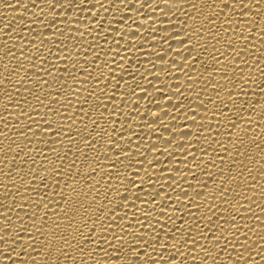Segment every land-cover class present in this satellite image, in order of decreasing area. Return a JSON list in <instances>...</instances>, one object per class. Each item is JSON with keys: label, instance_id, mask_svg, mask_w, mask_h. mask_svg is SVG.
I'll return each instance as SVG.
<instances>
[{"label": "snow or ice", "instance_id": "1", "mask_svg": "<svg viewBox=\"0 0 264 264\" xmlns=\"http://www.w3.org/2000/svg\"><path fill=\"white\" fill-rule=\"evenodd\" d=\"M17 2L19 3L20 0H17ZM87 2L91 4V0H87ZM137 2L140 4L138 11L145 7L153 8L154 4V11L160 8V5L155 3V0H137ZM42 3L52 13H56L57 9H63L64 12H72L75 8H82L84 0H42ZM173 3H176L177 6L179 4L189 5L190 8L196 9V11L186 13V15H190L193 20L203 17L204 21H206V23H201L199 27L188 25L186 20L181 22L186 25L183 32L185 38L180 40V45L187 52L184 56L185 61H194L197 64L202 63L201 57L208 51L209 46L214 53L223 55L224 53L216 48L215 44H208L207 41L209 39L216 40L217 43H220L218 38L223 39L224 44L229 49V54L235 52L236 56L239 57L241 56V51L235 46L236 37L247 40L248 37L244 33L252 32L253 30L258 31L261 37H264V6H262V0H173ZM201 4L206 5L210 9L207 14H205ZM5 6L13 7L12 4L8 3ZM36 6L33 3V8ZM92 7L95 8L96 5L92 4ZM100 7L103 8L104 5L101 4ZM132 7H135V4ZM25 8H27V5H25ZM41 11H45V9H41ZM168 11L172 12V7H168ZM33 14L35 15V13ZM256 17H260V20H257ZM56 23L57 21L54 18L51 24L55 26ZM213 25L215 27H211ZM91 30L100 34L103 30V22L100 23L99 29L94 28ZM180 34V32H177V35ZM60 35H63V31L60 32ZM133 35H137V33H133ZM201 40H205V43L201 44ZM113 41L119 44L115 37H113ZM104 42L107 44V37H105ZM30 43L36 49L35 59L47 64L49 62L48 57L41 53L40 46L35 43V39L30 41ZM41 44H43V40H41ZM261 44L264 45V39L261 40ZM130 46L136 47L134 44ZM15 47L13 45L8 49L6 57L19 60L20 57L13 50ZM56 48L60 52L67 50L68 45L64 44L63 48H61L58 43ZM198 49H202V51L194 56L193 53H197ZM48 52L55 55L57 60L62 59L60 55L53 53L51 48L48 49ZM117 55H119L118 52ZM177 55H180V53L178 52ZM20 56H24V53L21 52ZM32 58L29 57V59ZM159 58L161 60L165 59L164 56ZM261 58L264 59V57ZM212 59L216 62V65L224 63V67L220 69L213 65L212 71L219 70L223 72L222 79L230 80L233 87H238L236 84L237 80H240L242 85L239 86L238 92L228 89L227 85H225L231 107L220 99L219 92L216 93L215 99L209 97V102L212 104H215L217 100L220 101L222 107L219 109V114L225 117V121L230 124V129H226L230 147L218 139L220 135L219 124L221 122L217 121L215 129H213L211 124L205 127L202 121L207 119V117L204 116L201 117V122L197 124V132L181 131L180 135L183 138L195 136L196 140L199 141L202 134L200 130H214L216 137H213V143L218 145V147L212 148V145L209 144L207 148H201L200 150L207 155L208 148H212V151L217 154V159L221 161L229 159L231 161L228 166L229 173H231L233 166L237 164L240 165V169L235 177L231 175L225 177L223 175L224 168L220 169L219 183L225 186L219 188L218 196L216 191L211 193L206 191L195 192V197H200L201 199L210 197L213 201L219 198L221 201L219 206L212 203L205 204L207 212L199 216H195L192 209L194 207L199 209L201 205L190 191L183 187L184 184H188V188H193V185L189 183L187 177L181 173L178 167L176 172L180 173L182 179V183L178 185L180 191L176 192V188L172 184L168 185L176 193L175 195L165 192L163 185L156 189L155 184L159 183V181H154L152 175L147 176V185H145L144 178H140L139 181L136 178L139 176V170L129 171L135 168L136 163L140 162L137 158L144 156V152L140 150L139 141L141 136L139 133L129 128L131 136L127 138L124 136L122 129L127 123H130V119L122 122L120 119L113 118L123 115V106L127 105L128 101L123 100L121 102L122 107L119 109L113 105L111 112L108 110V104L103 102L104 98H107L110 102L115 101L116 91L121 90L120 82L124 81V75H121L119 79L116 78L115 72L117 69L122 73L126 70L123 66L118 65L115 59L104 62V68L108 70V78H105L104 71L100 68L101 57L98 52L94 55L93 65L95 66L94 71H98L99 75H95L93 71H89L82 66L78 69L79 74L68 73L78 85L87 84L89 79L93 82L92 88L84 89L88 92V96L83 98V103L78 109L79 113L87 116L93 127L89 129L88 124L82 119L81 123L84 128L76 127L74 133L72 132L73 125H65L63 121H75V113L72 116L67 114V107L72 105V101L67 98V93L71 91L72 95L77 96V101L79 102V86L75 89H70L68 81L63 78V74L56 77L59 87H55L50 80L41 77L36 87L42 88L43 85L47 84L54 91H50L46 96L41 97L39 93H35L34 89L29 90L30 94H35L37 106L32 108V113L41 118L40 121H37L35 116L29 114L24 108V105L28 104V97H23V103H21L11 95V89H15L16 95H20V91L12 82L11 77L19 76L23 65L18 64L12 69H8L7 65H5L3 71L8 72V75L5 76L3 72H0V86H3L7 98L13 106L21 109L17 114V123H19V116L24 115L36 125L35 129L32 123L25 125V130L20 131V135L28 136L29 133H32L43 138L48 132H52L53 138L63 136L70 143L79 138L80 144H83L84 147L96 154L93 156L77 145L75 148L69 147L63 155L57 154L54 160L45 155V163L42 165L41 170L46 175L43 176H38L32 168H29L28 177L16 176L15 173L20 171L19 166L13 164L8 167V171L4 172L7 183L0 185V187L6 189L4 193L5 199L15 201V195H18L21 197V201H27L33 198L25 196L24 193L35 192L36 198L33 202L36 210L26 213L29 221H31L30 224L26 227L23 224L19 225L23 232L29 234L28 241L22 242L23 236L19 232L13 233L12 231L14 226L9 213L16 207L23 210L25 206L32 207V204L25 205L24 203L17 204L14 202L12 205H8L0 202V207L4 209L3 212H0V220L7 225L3 227V235H0V245L4 246V249L0 250V256L6 261H10L11 264H37V259L32 256V252H35L37 256L47 257L52 255L53 251L59 253L56 264H60V256L65 259L71 257L73 264H87L85 258L92 259L95 264H101V261L95 259L94 253L98 252H103L108 258L103 264H195L196 261H199V264H217L221 257L225 256L227 260L224 264H241V262L243 264H255L254 256H260L261 259H264V246L257 245L255 241L250 240L249 232H254L255 228L247 224L238 225L236 223L237 216L241 220L246 219V216L240 211L241 208H243L245 214L251 212V205L245 206L241 204L240 198L250 201L251 197L243 196L242 193L237 192L235 203L230 198L235 191L231 187V182L235 180L239 187H243L244 183H246V181H243V177L245 175L252 176V170L245 164L243 159H239L240 157H245L249 161L255 159V157L248 155L249 144L255 145L260 149L261 153H264V145L256 137L249 135L250 132L255 131L252 127L253 124H256L264 132V110L258 113L260 121L257 122L254 119V116L257 115L255 105L239 99L240 95L247 96L249 94L244 91V87L251 80L253 68L249 65L247 59L243 60L244 67H240L239 62L235 58L233 59L230 66L235 73L239 74L233 77H229L224 70V68L229 66L227 62H222L217 55H213ZM63 60L65 65H67L69 60H72L71 50L65 52ZM77 63H73L72 67H77ZM114 64H117L116 68L112 67ZM175 64L176 62L173 61L174 66ZM34 66L39 67L38 64ZM179 67L183 71L185 65L181 64ZM257 70L260 71L261 76H264V69ZM57 71L61 73L68 72V67L57 68ZM205 71H208V69L205 68ZM127 74L132 79L136 78L132 72ZM47 76L52 77L53 72L47 71ZM156 79L159 80L160 77L156 76ZM113 80H116L115 90L109 95V86ZM5 82L11 85V89L5 86ZM127 83L128 81H125V84ZM101 84L104 85L103 88L100 87ZM136 88H142V85L136 84L131 89L132 96L136 94ZM156 91L163 94L162 89L157 88ZM260 91L264 93V80L260 81ZM123 95L128 96L129 92L125 91ZM93 96H96L97 102L85 113L84 105L90 104ZM181 96H184L183 92L178 94V98ZM197 96H199V93H197ZM62 97L65 101L64 103H62ZM144 98L141 97V99ZM165 98L167 99V97ZM262 103H264V96H260L256 101V104ZM53 105H59V107H53ZM171 106L179 109L182 105L172 104ZM198 107H203L205 112H207V106L204 105L203 99H200ZM224 108H227L228 112H233L234 110L235 119L227 115L223 110ZM41 109L45 111H41ZM61 109L65 110L61 111ZM136 110H139V104L136 105ZM5 111L8 112L7 105H5ZM192 112L193 123L195 124L197 123L195 117L199 113L195 109H192ZM49 113L53 115V119H49ZM93 113H98V118L94 117ZM106 113L109 119L102 123L101 121H104ZM150 115L153 117L152 123L159 124L162 128L157 139L164 140L163 133H171L172 131L171 128L163 123L164 118L168 117L170 113L164 111L163 117L155 113H150ZM57 116L61 119L56 120L55 117ZM143 119L146 122L148 116L143 117ZM117 124H120L121 130L119 131L116 127ZM187 127L188 125L185 124V128ZM4 128H9L7 122H5ZM82 131L83 135H81ZM6 134V132H0V135ZM132 136L136 139L133 140ZM232 137H235V140H232ZM121 141H124V143L122 144ZM174 141V136L165 140L166 147L161 152V155L167 152L168 148L174 144ZM28 142L31 141L29 140ZM60 142L63 143V141ZM101 142H103V153L96 151L97 145H101ZM133 144L136 147L135 152L133 151ZM151 147L160 151V145L158 144H153ZM179 147L184 148V144L180 143ZM189 147H191L190 144ZM11 150V145H9V151ZM221 150L224 153L223 155H221ZM50 151L55 152L56 149H50ZM21 152H23V149H21ZM169 155L172 154L169 153ZM188 155H192L193 161H195L196 156L194 153L186 151L185 159H187ZM19 156L20 153H16L12 160L14 161ZM81 157L83 158L81 159ZM8 159V155L5 154V162ZM260 161L259 174L264 176V155L260 156ZM29 162L33 166L36 164L35 160L25 161V163ZM125 163H127V168H122L121 165ZM158 163L159 161L157 160ZM209 163L212 167L216 166L214 161H209ZM199 166L197 164V167ZM144 171L147 173L148 170L144 169ZM164 171H171V169H165ZM189 171L192 173L193 178L196 179V173L192 172L191 169ZM203 171L209 178L213 175L207 169ZM48 173H51L50 177L47 175ZM255 178L253 177V179ZM37 179L40 180L42 188L49 191L37 190V187L34 186ZM49 179L52 181L51 184L48 183ZM171 179L175 181L176 177L173 176ZM17 180L21 181V186H17ZM216 182L215 180L213 181V183ZM197 183L199 184L201 181L197 179ZM202 187L208 188V181H203ZM11 188H16L15 195L12 194ZM261 188V195H264V185H261ZM56 196L59 197V200L56 201V207L49 209V203ZM169 201L172 203L170 204ZM224 205L228 206L224 207ZM233 208L236 209L235 212H233ZM185 212H187L186 215ZM176 213H180V215H176ZM51 216H56L59 219L51 221ZM190 216H195V218L189 220ZM213 216L216 217L215 221L212 220ZM17 219L20 220L21 218L17 216ZM37 220L40 222L39 226L37 225ZM33 229H35V234H33ZM61 229H71V233L58 231ZM116 229H119V231ZM241 236L243 237L242 240L240 239ZM49 237L52 239L50 240ZM202 240L207 241V243H202ZM259 240L264 242V234L259 236ZM56 241L62 243H56ZM93 245L96 247L93 248ZM69 250L80 254L78 262ZM233 253H235L234 256ZM43 264H49V262L45 260Z\"/></svg>", "mask_w": 264, "mask_h": 264}, {"label": "bare ground", "instance_id": "2", "mask_svg": "<svg viewBox=\"0 0 264 264\" xmlns=\"http://www.w3.org/2000/svg\"><path fill=\"white\" fill-rule=\"evenodd\" d=\"M6 3L12 4L13 7H6ZM33 3L37 6L33 8ZM155 3L160 5V8L153 10V8H143L141 11L140 4L137 0H91V4L84 0L82 8H75L72 12H64L63 9H57L56 13H52L47 10L45 4L42 3V0H20L18 3L17 0H0V72H3V75L7 76L8 72L3 71L4 66L7 65L8 69H12L18 64H22L23 67L20 69L19 76H12V82L16 85V88L19 89L20 95H16V90L11 89V85H8L5 82V86L11 89V95L15 100L23 103V97H28V104L24 105V108L28 111L29 114L35 116L32 113V108L36 107L35 94H30L29 90H35V93H39L41 97H44L50 91L54 89L49 88L47 84L43 85L42 88L36 87L37 82L41 77L50 80L55 87H59V83L56 81V77L63 74L64 80L68 81V87L70 89H75L79 86V102L77 101V96L72 95L71 91L67 93V98L72 101V105L67 107V114L72 116L76 114L75 121L73 120H64L63 124L73 125L72 132H75V128L79 127L84 128V125L81 123L83 119L87 124L88 128L93 127L90 120L87 119L83 113H79L78 109L83 103V98L88 96V92L85 91V88H92L93 82L89 79L87 84H80L76 81H73L72 77L69 76V72L73 74H79L78 69L82 66L87 68L89 71H93L95 75H99L98 71H94L93 59L94 55L98 52L101 61L100 68L103 69L105 78H108V70L104 68V62H107L111 59H115L118 65L123 66L126 70L125 72L117 71L115 72L116 78L119 79L121 75H124V81L120 82V91H116V100L109 101L107 98H104V103L108 104L109 112L112 111L113 105L119 109L122 107V101L127 100L128 104L124 105V113L120 117H113L120 119L122 122L128 121L125 127L122 129L124 136L127 138L131 136V132L135 131L140 134L141 140L140 150L144 152V156L138 157L139 163H136L135 168L130 169V172L139 170V176L136 177L139 181L140 178H144L145 185H147V176L152 175L154 181H159L155 184V188L159 189L163 185V189L167 193H176L168 187L169 184H172L176 188V192L180 191L179 184L182 183L180 173L176 172L178 167L187 177L189 183L193 185V188H188V184H184L183 187L188 189L193 197H195L196 191H206V192H217L222 185L219 183V177L221 175L220 169L224 168L223 175L225 177L231 175L235 177L240 169V165L237 164L233 166L231 173L228 172V166L231 163L229 159L221 161L217 159L216 152L212 151V148L218 147V145L213 143V137H216V132L213 131H203L200 130L201 138L199 141L196 140L195 136L191 138H183L180 133L181 131H193L197 132V124L201 122V117H207L202 122L205 127L209 124L213 126V129L217 127V121H220L219 131L220 135L218 139L224 144L229 145V137L227 135L226 129H230V124L225 121V117L219 114V109L222 107L220 101L217 100L215 104L209 102V97L215 99L216 93H220V99L231 107V103L228 100V91L225 90V85L227 88L232 91H239V86L241 81L237 80L236 84L238 87H233V84L228 79H222L223 72L217 70L212 71V66L216 65V62L212 59L213 55H217L222 62H227L228 67L224 70L228 73L229 77L239 75L233 71V68L230 66L231 62L235 58L239 62L240 67H244L243 60L247 59L250 66L253 68L251 73V80L248 81L247 85L244 87V91L248 92L247 96L240 95L239 99L248 101L255 105L257 115L254 116V119L259 122L260 117L258 113L261 110H264V103L256 104L257 99L260 96H264V93L260 91V81L264 80V76L260 75V71L257 69H264V45L261 44V40L264 37H261L260 33L256 30L252 32H245L244 35L248 37L247 40L239 39L236 37V47L241 51V56L237 57L235 52L229 54V49L226 44H224L223 39H220V43H217L216 40L209 39L207 42L209 45L215 44L216 48L220 49L224 54L214 53L213 49L209 46L208 51L201 57L202 63H195L194 61H185L184 56L187 54L186 50L180 45V40L184 39L183 32L186 28V25L181 23L182 21H187L188 25L199 27L201 23H206L203 17L193 20L190 15L186 13L195 12L196 9L190 8L187 4L173 3V0H155ZM92 4H95L96 7L93 8ZM103 4L104 7H100ZM135 4V7L132 5ZM27 5V8H25ZM262 6H264V0H262ZM168 7H172V12L168 11ZM205 14H207L210 9L201 4ZM45 9V11H41ZM35 13V15L33 14ZM61 13H63L61 15ZM56 19L57 23L55 26H52L51 21ZM257 20H260V17H256ZM43 21V22H42ZM103 22V30L100 34L91 29H99L100 23ZM211 27H215L214 25ZM227 27V26H225ZM79 29V31H77ZM63 31V35H60V32ZM177 32H180V35H177ZM137 33V35H133ZM223 35V34H222ZM107 37V44H105L104 39ZM113 37L119 44H116L113 41ZM35 39V43L40 46V51L44 56L48 57L49 62L44 64L35 59L34 54L36 49L30 43ZM43 40V44H41ZM62 41V43H61ZM60 44V47L63 48L64 44L68 45V49L58 52L56 44ZM205 40H201V44H204ZM134 44L136 47H131L130 45ZM15 45L13 49L17 56L20 57L19 60L13 59L12 57H6V53L9 48ZM247 45V47H246ZM51 48L53 53H57L62 57V59L57 60L55 55H52L48 52V49ZM127 49V51H126ZM71 50L72 60L65 62L63 56L65 52ZM202 49H198L197 55L201 52ZM23 52L24 56H20V53ZM117 52L119 55H117ZM180 55H177V53ZM164 56L165 59L161 60L159 57ZM29 57H33L29 59ZM87 61V63H85ZM173 61L176 62L175 66ZM78 62V63H77ZM73 63H77V67H72ZM38 64L39 67L34 65ZM117 64L112 65L113 68H116ZM184 64L185 67L183 71L180 70L179 65ZM55 66V67H54ZM65 66L68 67V72L61 73L57 71V68L63 69ZM224 67V63L216 65L217 69ZM205 68L208 71H205ZM163 69V71H162ZM47 71H52L53 76L48 77ZM132 72L135 75V79H132L127 73ZM156 76H159L160 79L157 80ZM191 77V79H189ZM199 77V79H197ZM125 81H128L125 84ZM254 81V82H253ZM136 84H141L142 88H136V94L131 95V89L136 86ZM116 80L112 81V84L109 86V95L112 91L115 90ZM101 88L104 87L103 84L100 85ZM162 89L163 94L156 89ZM129 92L128 96H124L123 92ZM180 92L184 93V96L178 98ZM199 93V96H197ZM141 97H145L141 99ZM167 97V99L165 98ZM200 99H203L204 105L207 106V112H205L203 107H198ZM62 97V103H64ZM97 102L96 96L91 97V103L84 105L85 113L93 107ZM139 104V110H136V105ZM172 104L182 105L179 109L173 108ZM5 105L8 106V112L5 111ZM53 107H59V105H53ZM192 109H195L199 115L195 117L197 123H193V112ZM65 109H61L64 111ZM227 115L232 116L235 119L234 110L233 112H228L227 108L223 109ZM21 111L19 107L13 106L11 101L7 98L3 86H0V132H6V135H0V185L7 183V178L4 176V172L8 171L10 165L19 166L20 171L16 172V176L28 177L29 168L38 174V176L46 175L42 172V165L45 163L44 156H49L50 159L54 160L56 155H63L67 152L69 147L75 148L79 145L85 152L95 156V152L84 147L83 144L79 143V138L71 143L66 140L63 136L53 138L52 132H48L45 137L35 136L32 133H29L28 136L20 135V131L25 130V125L32 123L33 128H36V125L28 120L27 116H19V123H17V114ZM41 111H45L41 109ZM164 111L170 113V115L164 118L163 123L172 129L171 133L164 132V140H159L157 137L160 135L162 128L159 124L152 123V115L150 113H155L163 117ZM11 113V114H9ZM94 117L98 118V113L92 114ZM148 116L147 121L145 122L143 117ZM175 117V119H173ZM49 119H53V115L49 113ZM56 120H60V117H55ZM109 119L107 113L105 114L104 121L106 122ZM35 120L40 121L39 116H35ZM7 122L9 128L5 129L4 124ZM185 124L188 125L185 128ZM179 126V127H176ZM117 130L120 129V124L116 125ZM247 127V125H245ZM252 127L255 131L250 132L249 135L256 137L262 145H264V132L256 125L253 124ZM83 131L81 135H83ZM199 134V133H198ZM171 136L175 137L174 144L168 148L167 152L161 155V152L166 147L165 140L169 139ZM133 140L136 138L131 137ZM235 140V137L231 138ZM31 142H28V141ZM43 140V142H41ZM60 141H63L61 143ZM123 144L124 141H121ZM183 143L184 148H180L179 144ZM101 145H97L96 151L103 153L104 149ZM153 144L160 145V151L152 149ZM189 144L191 147H189ZM211 144L212 148H208V154L205 155L200 149L207 148ZM9 145H11L12 150L9 151ZM19 145V147H17ZM133 151H136L135 144H133ZM230 147V145H229ZM23 149V152H21ZM50 149H56L55 152L50 151ZM194 153L196 156L195 161H193L192 155H188L185 159V152ZM20 153V156L17 157L14 161L12 157ZM26 153V155H25ZM171 153L172 155H169ZM5 154L8 155L9 159L7 162L4 160ZM221 150V155H223ZM249 156L255 157V159L249 161L245 157H240L243 159L245 164L252 170V176L245 175L243 177L244 183L243 187H239L238 183L233 180L231 182V187L235 190L230 198L235 203L237 199L236 193H242L243 196L251 197V200H244L240 198V203L248 206L251 205V212L244 213L243 208L240 209L241 213L246 216V219L241 220L239 216L236 218V223L238 225L247 224L255 228L254 232H249L250 240L255 241L257 245L264 246V242L259 240V236L264 234V195H261V185H264V176L259 174V169L261 167L260 156L264 153L260 152V149L255 145L249 144ZM175 157V159H173ZM74 158V157H73ZM83 157H81L82 159ZM35 160V166L31 163H25L28 160ZM157 160L159 163L157 164ZM209 161L215 162V167H212ZM135 163V160H134ZM197 164L200 166L197 167ZM151 165V167H150ZM51 167V166H49ZM122 168H127V163L121 165ZM147 169V173L144 171ZM165 169H171V171H164ZM196 173V179L193 178L192 173ZM204 169H207L209 173L213 175L211 178L204 174ZM49 177L51 173H48ZM175 176L176 180L173 181L171 177ZM253 177H256L253 179ZM197 179L201 183H197ZM208 181L209 187L203 188V181ZM217 181L213 183V181ZM17 186H21V181L17 180ZM48 183H52L49 179ZM83 183V182H82ZM35 187L37 190L49 191L48 189H43L39 179L35 181ZM63 187V185H61ZM23 190V189H21ZM6 189L0 187V202L12 205L14 202L24 203L25 205L31 203L32 207L25 206L23 210L19 207H16L13 211L9 213L12 220V231L13 233L19 232L23 236L22 242L28 241V233L23 232L22 228L19 227L20 224H23L25 227L31 223L29 221L26 213H31L36 210L35 203L33 202L36 198L35 192H25L24 195L31 197L33 199L27 201H21V197L15 195L16 188H11V192L15 195V201L12 199H5L4 193ZM123 191V190H122ZM197 202L201 205L199 209L193 208L192 212L195 216H199L207 212L205 204L212 203L217 206L221 204L219 198L216 200L201 199L200 197H195ZM59 200V197L56 196L51 203H49V209L56 207V201ZM118 202V200H117ZM171 204L172 202L169 201ZM228 205H224L227 207ZM233 208V212H235ZM4 209L0 207V212H3ZM187 212H185V215ZM180 215V213H176ZM209 215H211L209 213ZM227 215V213H225ZM17 216L21 219L18 220ZM195 216H190L189 220L195 218ZM51 221L59 219L56 216H51ZM212 220L215 221L216 217L213 216ZM179 222V221H177ZM207 222V221H206ZM39 220H37V225L39 226ZM7 225L0 220V235H3V227ZM119 231V229H116ZM35 234V229L32 230ZM62 233H71V229H61L58 230ZM247 231V229H245ZM109 238H111L109 236ZM231 238V237H229ZM43 239V237H41ZM51 240L52 238L49 237ZM242 240L243 237L241 236ZM56 243H62L56 241ZM202 243H207V241L202 240ZM96 246L93 245V248ZM4 246L0 245V250H3ZM159 251V249H157ZM31 251V250H29ZM72 256L76 258L78 262L80 259V254L76 253L73 250ZM151 251V249H150ZM95 259L101 261V264L108 258L103 252L94 253ZM167 255V254H165ZM235 253H233V256ZM247 255V254H245ZM32 256L37 259V264H43L45 260L49 264H56L57 257L59 253L53 251L50 256H37L35 252H32ZM87 264H95V261L89 258H85ZM255 264H264V259H261L260 256L253 257ZM227 260V257H221L220 261L217 264H224ZM60 264H73V260L70 258L65 259L64 257H59ZM0 264H11L10 261H6L0 256ZM195 264H199V261H196ZM243 264V262H241Z\"/></svg>", "mask_w": 264, "mask_h": 264}]
</instances>
